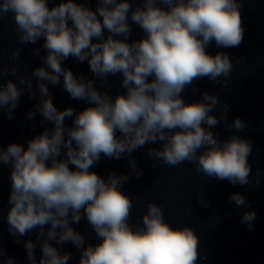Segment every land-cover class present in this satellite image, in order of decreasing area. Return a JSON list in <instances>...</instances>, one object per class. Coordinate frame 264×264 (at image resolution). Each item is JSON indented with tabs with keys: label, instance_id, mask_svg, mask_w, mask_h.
Here are the masks:
<instances>
[{
	"label": "clouds",
	"instance_id": "clouds-1",
	"mask_svg": "<svg viewBox=\"0 0 264 264\" xmlns=\"http://www.w3.org/2000/svg\"><path fill=\"white\" fill-rule=\"evenodd\" d=\"M240 7L238 0H97L93 10L75 0H60L51 7L49 0H0V18L11 14L18 43L43 39L41 47L33 49L43 63L30 76L20 75L11 62L19 59L18 50L9 63L0 64V76L16 77L0 84V110L11 120L27 89L30 98L39 95L28 118L38 112L41 123L51 125L29 139L26 148L15 142L0 147V163L11 168L8 232L19 242L36 230L35 242L29 239L24 245L28 264H37V246L39 264H68L71 252L52 242L80 249L79 264H197L199 238L192 227L167 222L162 206L152 200L133 227L129 221L134 200L122 190L129 174L112 172L104 178L90 169L102 155L127 158L131 175L138 179L143 169L133 152L159 142L146 149L154 168L189 162L197 176L233 186L260 183L264 173L257 170L253 177L248 159L252 142L237 135L221 141L212 131L226 120L227 103L216 116L217 95L205 92L190 103L181 95L189 87L195 91L199 79L227 82L234 66L229 56L211 55L206 48L213 41L221 48L242 43ZM129 17L145 33L131 43ZM70 57L77 63L87 61L105 87L109 76L122 74L125 93L113 98L96 86V79L74 74L64 66ZM61 78L73 100L87 102L82 111L54 105L48 85L60 86ZM67 119H72L71 127ZM227 127L240 131L247 124L236 117ZM196 198L201 207H208L202 191ZM229 199L237 208L248 205L239 192ZM256 215L249 210L241 216L249 231ZM81 220L99 243L85 246L84 235L72 227ZM0 260L14 264L2 248Z\"/></svg>",
	"mask_w": 264,
	"mask_h": 264
},
{
	"label": "water",
	"instance_id": "water-1",
	"mask_svg": "<svg viewBox=\"0 0 264 264\" xmlns=\"http://www.w3.org/2000/svg\"><path fill=\"white\" fill-rule=\"evenodd\" d=\"M75 2H86L95 10L97 0ZM238 3L241 5L239 11L244 27L242 43L238 47L221 48L213 41L206 48L211 55L224 52L229 56L234 65L231 76L227 82L223 79L220 82L199 79L194 82L195 91L189 87L181 95L187 103L199 101L205 92L217 95L220 103L212 113L216 116L220 115L223 105L227 103L226 120L212 131L221 141L237 135L252 142L253 152L248 159L254 177L257 170L264 173V0H238ZM128 23L132 26L129 43L144 37L145 33L130 17ZM108 80L117 95L125 93L121 86L122 74L109 76ZM236 117L246 122L245 129L237 131L227 127ZM161 167L186 205L218 264H264V175L259 184L233 186L227 180L220 181L202 174L197 176L195 166L189 162L175 168ZM199 191L208 201V207H201L198 203L196 193ZM236 192L246 198L248 205L237 208L230 202V195ZM249 210L257 214L251 231L241 223L242 214Z\"/></svg>",
	"mask_w": 264,
	"mask_h": 264
}]
</instances>
